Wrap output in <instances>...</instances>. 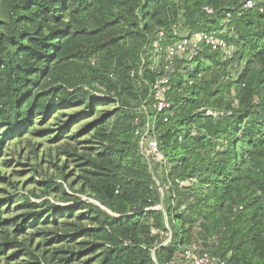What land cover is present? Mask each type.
<instances>
[{
    "label": "trees",
    "instance_id": "trees-1",
    "mask_svg": "<svg viewBox=\"0 0 264 264\" xmlns=\"http://www.w3.org/2000/svg\"><path fill=\"white\" fill-rule=\"evenodd\" d=\"M247 1L0 0L6 264H168L194 245L264 264V0ZM161 32L164 51L198 32L235 51L203 45L194 71L176 60L174 115L154 131L165 161L150 165L135 133L164 73L152 69ZM35 138L64 142L41 159L65 162L34 169L42 189L18 195L5 154Z\"/></svg>",
    "mask_w": 264,
    "mask_h": 264
},
{
    "label": "built area",
    "instance_id": "built-area-1",
    "mask_svg": "<svg viewBox=\"0 0 264 264\" xmlns=\"http://www.w3.org/2000/svg\"><path fill=\"white\" fill-rule=\"evenodd\" d=\"M254 3L248 0L245 8H253ZM209 14H212L211 9H206ZM181 25L175 26V35H179ZM218 32H198L195 34L182 35L181 38L167 47L164 51L162 48V41L164 33L161 32L153 43L154 47V64L153 70L158 69V64L163 68V74L160 75L155 83L152 85V93L154 102L152 105L144 106V112L147 115L146 124L137 128L135 135L139 138V149L141 155L150 164L164 163L165 159L160 152L159 142L154 136V131L159 118L163 123H168L173 117L174 111L172 104L169 101V94L171 90V75L175 73V65L177 59H185L190 71L195 70L194 60L198 57L202 46L207 45L214 51H222L226 58L233 55L235 49L227 45V43L220 38ZM150 114V115H149ZM217 116L218 113H210ZM141 123L140 119L136 120V124ZM169 189V186L160 187V193L164 195V190ZM168 264H225L219 257L205 252L197 245L189 247L184 254L175 257Z\"/></svg>",
    "mask_w": 264,
    "mask_h": 264
},
{
    "label": "rangeland",
    "instance_id": "rangeland-1",
    "mask_svg": "<svg viewBox=\"0 0 264 264\" xmlns=\"http://www.w3.org/2000/svg\"><path fill=\"white\" fill-rule=\"evenodd\" d=\"M29 141L23 142L18 147H15V143L12 142L9 145L10 148L8 149V154H5L7 156L6 159H12V163L9 164L7 173L8 174L10 173L13 176H15V180L18 181L17 186H16L18 188V192H17L18 195L26 194L28 193V190H32L35 187L38 190L42 189L43 186L40 184L34 185V188H33V185H32L33 176L31 175L34 169L38 170V172L56 173L57 168L55 167V163L56 165L59 164L62 166L63 163L65 162V158L63 157L60 158L58 162L56 159H54V161L51 160L49 162L47 160L43 161V159H41L42 157L41 155L43 151L44 150L48 151V149L51 150V152L54 154V157H55L58 147H61L64 142H62L61 144H56V142L52 141V143L45 144L38 138L30 139ZM35 149H37L36 152H38L40 155H37V153H35ZM8 189L10 192L14 191L13 188L11 189L8 188ZM67 189H68V193L73 194V191L71 189L69 188ZM77 196L82 197L83 200L87 199L86 196H81L78 194ZM33 201L36 202L37 200L33 199ZM52 201L54 202V200ZM39 202H42V201H39ZM0 264H6L5 257L3 258L1 257V255H0Z\"/></svg>",
    "mask_w": 264,
    "mask_h": 264
}]
</instances>
